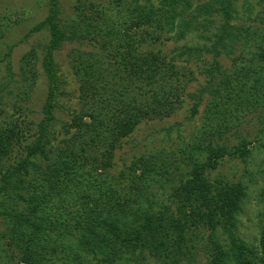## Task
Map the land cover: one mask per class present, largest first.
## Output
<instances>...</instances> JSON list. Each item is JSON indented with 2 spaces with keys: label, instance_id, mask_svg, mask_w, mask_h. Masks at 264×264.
<instances>
[{
  "label": "trees",
  "instance_id": "16d2710c",
  "mask_svg": "<svg viewBox=\"0 0 264 264\" xmlns=\"http://www.w3.org/2000/svg\"><path fill=\"white\" fill-rule=\"evenodd\" d=\"M77 1L81 11L66 22L59 0H48V14L29 30H47V40L22 55L17 78L8 65L0 85V264H182L200 254L205 264H264V212L256 250L239 232L245 182L212 176L226 158L245 163L252 143L246 137L218 143L212 136L264 107L263 42L231 57L248 40L246 29L231 24L239 0H118L117 22L93 2ZM258 19L264 28V16ZM211 26L212 36H200L210 46L178 44ZM66 42L75 43L66 57L76 105L58 62ZM169 42L175 45L166 47ZM207 54L213 58L208 86L191 91L192 65ZM221 55L231 58L228 66ZM66 96L67 106L60 99ZM203 101L204 129L174 157L185 162L183 171L174 165L175 179L165 177L171 156H117L142 123L180 109L185 121L193 120ZM119 161L120 172L112 175ZM154 176L170 178V200L142 210Z\"/></svg>",
  "mask_w": 264,
  "mask_h": 264
},
{
  "label": "rangeland",
  "instance_id": "374dc122",
  "mask_svg": "<svg viewBox=\"0 0 264 264\" xmlns=\"http://www.w3.org/2000/svg\"><path fill=\"white\" fill-rule=\"evenodd\" d=\"M85 1L86 5L89 2H93L100 11H105L109 18L114 22L120 20L114 16L116 11H120V6L115 7L118 4V0H80ZM155 1V0H154ZM206 0H194V4L203 2ZM258 0H249V2L237 3V11L234 13L231 24L239 29H246L248 31L247 42H239L236 45L235 50L231 57L242 51L245 55H248L249 50L254 51L257 49L256 45L263 42L264 44V28L258 19V15L264 16V4H257ZM48 0H0V59L4 52L7 50L8 45L11 47L10 56L8 60L0 62V85L7 81L10 71L8 65L14 72L15 77L18 74L20 67V60L22 55L31 47L37 44H43L48 38V31L41 30L40 32L29 33L30 28L42 21L48 14ZM77 0H59V7L61 15L68 20L74 19L77 13L81 11L82 5L77 9ZM264 3V0H263ZM78 6V5H77ZM113 8V9H112ZM83 11H88V7L82 8ZM114 10V11H113ZM257 26H260L257 28ZM215 31L211 26L208 30H201L189 33L185 39H182L178 44L188 45H206L210 46L211 40H205L200 38L201 35L207 37ZM250 32V33H249ZM243 36V35H242ZM173 43L169 42L166 47H172ZM75 46L74 42H66L59 50L58 62L64 70L66 77L70 80V84L67 85L66 90L69 92V96L74 93L76 88V81L70 72L67 70V53L71 47ZM241 47V50L239 49ZM243 48V49H242ZM57 54V55H58ZM212 55L207 54L197 63H193L192 69L194 70L195 79L191 83L190 90L196 91L201 87L208 86L209 75L206 73V68L210 67L212 61ZM221 65L228 66L231 62V58L225 55H221L219 58ZM8 61V63H6ZM40 88H37L36 95L34 97V108L39 109V105L45 94V86L42 83ZM40 89V90H39ZM65 98H60L67 106L70 101ZM71 103L76 105V99L71 97ZM187 103L185 102L184 106ZM203 104L200 106L199 114L190 121L184 119V109L178 110L174 115L169 118L155 120L152 122L142 123L138 130L128 138L122 145V149L117 153V156L124 154L129 158L134 154L154 155L156 160L165 157H170L171 164L167 167V175L170 178L175 179V175L171 173L174 165L177 164L181 167V171L185 169L183 165L185 162L182 159H174L178 155L182 154V150H190L193 145V139L195 133L196 138H199L203 124ZM57 116L60 119H66V114L63 111H57ZM241 115V114H240ZM264 117V107L260 111L243 113L238 119L233 122L235 125L220 135L215 134L212 136V140L218 143L227 142L229 144H235L240 138L246 137L251 140L250 149L251 154L246 159V162H242L240 159L226 158L222 165H219L212 171V176L218 174L228 175L229 177L235 176V178H241L247 186V197L244 200L242 212L239 214V232L240 236L248 245L256 250H259L260 239V217L264 212V122L261 120ZM180 124L179 126L177 125ZM231 126V125H230ZM57 128V127H56ZM209 138V135H206ZM206 142V141H205ZM205 144V143H204ZM193 152V151H192ZM195 157L204 159L203 154H194ZM179 157V156H178ZM167 158V157H165ZM174 159V160H173ZM169 162V161H167ZM121 161L118 162L115 169L111 170L112 175H118L121 169ZM165 177L154 176V179L150 181L148 188L144 190L146 200H143L141 204L142 210H145L149 203L155 210L162 204L167 203L170 200V181ZM224 240L223 236H220ZM151 264H159L155 260H150ZM84 264H87L85 262ZM91 264V263H90ZM94 264V263H93ZM123 264V263H122ZM182 264H205L203 254L197 256L196 261L193 263Z\"/></svg>",
  "mask_w": 264,
  "mask_h": 264
}]
</instances>
